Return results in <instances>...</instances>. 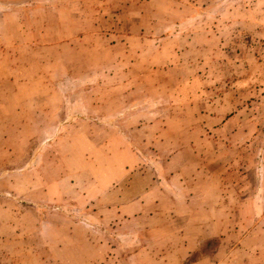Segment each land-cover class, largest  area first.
<instances>
[{"label":"rangeland","instance_id":"rangeland-1","mask_svg":"<svg viewBox=\"0 0 264 264\" xmlns=\"http://www.w3.org/2000/svg\"><path fill=\"white\" fill-rule=\"evenodd\" d=\"M0 264H264V0H0Z\"/></svg>","mask_w":264,"mask_h":264}]
</instances>
